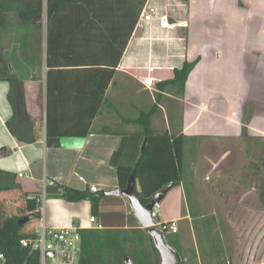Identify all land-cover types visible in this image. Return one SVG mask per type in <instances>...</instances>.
<instances>
[{"label": "crops", "instance_id": "obj_1", "mask_svg": "<svg viewBox=\"0 0 264 264\" xmlns=\"http://www.w3.org/2000/svg\"><path fill=\"white\" fill-rule=\"evenodd\" d=\"M12 19L0 37V171L16 176L21 189L0 193V215H26V195L42 194L44 180L96 187L103 198L96 223L90 201L51 196L47 226L82 228V264H160L128 198L102 195L119 188L117 164H132L142 150L138 120L152 111L156 133L184 137L183 180L164 198L168 210L158 219L178 222V233L165 235L168 245L184 264H234L220 219H230L234 210L262 218L264 210V0H147L80 150L46 143V0L40 50L33 39L29 50L23 46L26 34L17 16ZM186 63L195 67L185 87L165 86ZM9 78L23 83L27 113L14 129L22 138L36 137L32 144L18 141L7 125L14 115ZM68 103L72 112L73 100ZM236 169L240 179L231 185ZM36 221L30 229L40 226Z\"/></svg>", "mask_w": 264, "mask_h": 264}, {"label": "trees", "instance_id": "obj_2", "mask_svg": "<svg viewBox=\"0 0 264 264\" xmlns=\"http://www.w3.org/2000/svg\"><path fill=\"white\" fill-rule=\"evenodd\" d=\"M44 2L0 0V37L5 24L13 22L15 15L20 23L18 28L26 34L23 46L29 50L33 39L40 50L42 25L33 22L43 15ZM146 3L147 0H46V143L49 148H59L62 137H88ZM194 67V63H186L183 69L175 71V78L164 85L184 88ZM9 81L12 87L9 101L14 115L7 125L18 141L32 144L36 137L22 138L14 129L16 121L27 119L23 83L14 78ZM69 100H73L72 112L67 111ZM152 115V111L142 113L138 120L142 126V150L136 152L133 163L117 164L121 190L126 189L131 174L136 171L140 185V191L136 189V193L144 207L166 186L180 184L183 180L184 137L172 136L168 132L156 133L150 121ZM30 126L34 124L30 123ZM121 150L113 156L114 160ZM15 180L16 176L0 171V193L20 190ZM46 196H59L70 203L90 201L93 216L99 215L103 199L90 189L79 190L54 182H47ZM41 198V193L27 194V214L8 218L0 225V253L4 255L0 264H41L40 252L21 244L24 239H37V232L26 231L30 222L24 227L18 224L28 215H34V221L41 218ZM93 264L108 263L99 261Z\"/></svg>", "mask_w": 264, "mask_h": 264}, {"label": "built area", "instance_id": "obj_3", "mask_svg": "<svg viewBox=\"0 0 264 264\" xmlns=\"http://www.w3.org/2000/svg\"><path fill=\"white\" fill-rule=\"evenodd\" d=\"M145 21H151L152 17L147 15L144 17ZM186 25V24H185ZM146 85L151 88L153 86V79H148ZM19 177H23L20 174ZM47 182L44 180L42 184V198L40 209L41 223L39 230H37V239L21 241L23 247L32 246L34 250H38L41 254V264H80L82 256V236L80 226H69L63 228H50L45 222L44 207L46 197ZM92 193H99L96 187L90 188ZM42 210V211H41ZM43 213V214H42ZM151 217L155 222V227L160 231H165L170 234H177L179 226L177 221L166 223H159L160 212L158 205L153 208ZM95 216L91 217V222L96 223ZM52 254V256H49ZM4 260V255L0 253V262Z\"/></svg>", "mask_w": 264, "mask_h": 264}, {"label": "rangeland", "instance_id": "obj_4", "mask_svg": "<svg viewBox=\"0 0 264 264\" xmlns=\"http://www.w3.org/2000/svg\"><path fill=\"white\" fill-rule=\"evenodd\" d=\"M247 18L249 23L252 17L248 15ZM240 175L241 173L238 169L230 173L228 180L231 181V185H234V183L236 184V182L240 179ZM50 197L51 196L45 197V218ZM42 207L43 204L41 209ZM158 209L161 214V218H163L165 210H168L167 203L163 201L158 205ZM254 215L255 214L250 213L241 215L238 213V210H234L230 219H220L221 223H223L229 231V234L226 236L229 243L228 253L230 255L231 262L234 264H264V210L262 218H255ZM8 218L9 216L6 214L3 216L0 215V225H2V223ZM36 222L40 225L41 220L38 219ZM32 225L33 222L27 227V231L29 230V233L36 232L39 228L35 229V227H33L30 229ZM167 236L170 242H172V239L174 240L175 238L174 236H169V234H167ZM47 264H50V262Z\"/></svg>", "mask_w": 264, "mask_h": 264}, {"label": "water", "instance_id": "obj_5", "mask_svg": "<svg viewBox=\"0 0 264 264\" xmlns=\"http://www.w3.org/2000/svg\"><path fill=\"white\" fill-rule=\"evenodd\" d=\"M42 23V16L37 17L34 24H41ZM165 23L167 25V21L165 20ZM86 142V138L81 137H62L60 139V147L62 149H75L80 150L83 148L84 144ZM177 184H171L166 186L163 190L156 193L153 196L152 202L144 207L141 205L139 198L136 193V171H134L131 174V177L129 179L128 185L126 189L121 190L120 188H117L112 191L103 192V196H125L128 198L131 207L133 209V214L136 217V219L139 221L141 226L143 228H146L148 230V233L151 235L153 243L158 250L160 254V264H178L181 262L179 256L176 254V252L168 245L165 235V231L158 230L154 225L155 222L151 217V213L153 211V208L156 205H159L163 202L166 195L176 186ZM35 220L34 215H28L24 218H21L18 221V224L20 227H24L29 222H32ZM49 256H52V254H49ZM128 263L131 264V262L128 260Z\"/></svg>", "mask_w": 264, "mask_h": 264}]
</instances>
